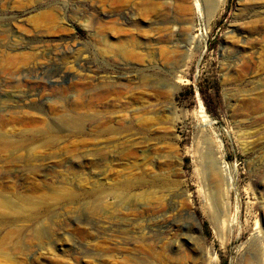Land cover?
Instances as JSON below:
<instances>
[{
    "label": "rangeland",
    "instance_id": "1",
    "mask_svg": "<svg viewBox=\"0 0 264 264\" xmlns=\"http://www.w3.org/2000/svg\"><path fill=\"white\" fill-rule=\"evenodd\" d=\"M0 135V264H264V0H0Z\"/></svg>",
    "mask_w": 264,
    "mask_h": 264
},
{
    "label": "bare ground",
    "instance_id": "2",
    "mask_svg": "<svg viewBox=\"0 0 264 264\" xmlns=\"http://www.w3.org/2000/svg\"><path fill=\"white\" fill-rule=\"evenodd\" d=\"M203 1V3H204V5L206 6V9L208 10V12H209V15L210 16H214L216 13H217V11L219 10V8L223 5V3H224V1L225 0H202ZM255 2V1H254ZM259 3V2H258ZM243 6V5H242ZM253 5H251L250 7H252ZM247 7V6H246ZM250 7H248V9H250V10H253V9H255V7H252V8H250ZM259 11V10H258ZM167 12V11H166ZM166 12H164V13H166ZM168 14V13H167ZM167 14H165V15H167ZM97 15V14H96ZM89 19V18H88ZM98 20V19H97ZM171 20V19H170ZM91 21H96V17H92V20ZM167 21V20H166ZM175 45V44H174ZM170 46V45H169ZM170 49V48H169ZM58 54H53V56H55V55H58L60 58H65V57H67L68 55H72L74 52L71 50V51H66V50H61V51H58L57 52ZM244 65H247V63L246 64H244ZM55 71V70H54ZM56 72H58V70L56 71ZM173 90H175V89H173ZM172 89H171V91H173ZM172 93V92H171ZM33 94H35L34 93V91L33 90H29L28 91V96H32ZM16 96H19V95H16ZM19 98V97H18ZM21 100L20 99H17V101L16 102H20ZM246 106V105H245ZM254 109V108H253ZM200 113H202L201 115H202V118H204L205 116H206V114L204 113V111L203 110H201L200 111ZM93 118H95V117H93ZM84 117H82V116H80V115H78V116H76V115H74V114H66L65 116H62V117H60L59 118V122H60V124L62 125V126H65V127H68V129L69 130H76L78 133H80V131H81V124L82 123H85L84 122ZM90 119V118H89ZM112 119V118H111ZM86 120V119H85ZM92 120V122H93V119H91ZM205 120V119H204ZM87 121H88V118H87ZM107 121L108 120H106V119H102V118H97V119H94V128L95 129H93L94 130V132H97L98 134H105V133H110V134H112V135H115V134H118V133H121L123 130H124V128H123V125H122V123H120L119 121H115L116 123H115V126L114 127H110V128H105V129H102L99 125H101V124H103V123H107ZM110 121V120H109ZM89 122H91V121H89ZM86 124V123H85ZM104 125V124H103ZM106 125V124H105ZM91 126V125H90ZM109 126V125H108ZM49 129V128H48ZM76 132V133H77ZM109 134V135H110ZM116 136V135H115ZM5 136H2V135H0V143L2 144V146H4V148H8V147H13V148H20L21 146H22V142L23 141H21V140H14V141H12V140H9V139H7V138H4ZM114 138V137H113ZM124 139V138H123ZM28 140H31L30 141V143L28 144V146H30L29 148H28V150L26 151V154H25V159L26 160H30L32 157H34V155L32 156V153H34L33 151L35 150V148L37 147V146H39V142L38 143H36L38 140H40V139H38L36 136H34V137H30V138H28ZM56 140V139H55ZM125 140H123V142H124ZM134 142V141H133ZM140 141H138L137 143H139ZM47 143H54V142H42L41 141V145H46L47 147H49L48 145H52V144H47ZM56 143V142H55ZM120 143V142H119ZM127 143V142H126ZM132 143V142H131ZM144 143H146V141H144ZM124 144V143H123ZM140 144V143H139ZM54 145V144H53ZM133 144H131L130 145V147L128 148V149H131L133 146H132ZM138 145V144H137ZM137 145H135V146H137ZM141 145V144H140ZM140 145H138L137 147L139 148V146ZM144 145V144H143ZM146 145V144H145ZM144 145V146H145ZM148 145V144H147ZM149 145H151V144H149ZM45 146V147H46ZM114 146H116L117 148H118V145H113L112 147H114ZM119 146H121V143L119 144ZM129 146V145H128ZM134 146V147H135ZM152 146V145H151ZM151 146H149V148L151 147ZM155 146V145H154ZM105 147V146H104ZM111 147V148H112ZM125 147V146H124ZM140 147H142V146H140ZM147 147V146H146ZM157 146H155V148L154 149H156L157 150V148H156ZM110 148V149H111ZM144 148V147H143ZM163 148V147H162ZM105 150H108L109 149V147H105L104 148ZM118 149H120V148H118ZM122 149H124V148H122ZM141 149V148H140ZM153 148H151V150H154ZM104 150V151H105ZM121 150V149H120ZM132 150V149H131ZM160 150V149H159ZM164 150V149H163ZM90 151H92V150H90ZM143 151V150H142ZM146 151V150H145ZM102 152H103V150H102ZM205 158H206V166H207V168H213V166H214V159H213V156H212V154H211V152L210 151H206V153H205ZM212 197L214 198V195H212ZM219 197V196H218ZM212 198V199H213ZM217 198V195H216V197H215V199ZM220 198V197H219ZM214 201V200H213ZM217 201H218V199H216V204H217ZM31 202V201H30ZM5 204H8L9 205V203H7V202H5ZM218 205V204H217ZM171 227V226H170ZM176 229V228H175Z\"/></svg>",
    "mask_w": 264,
    "mask_h": 264
}]
</instances>
